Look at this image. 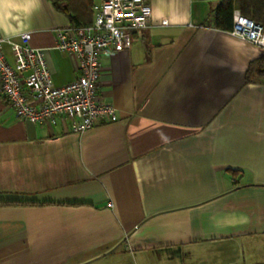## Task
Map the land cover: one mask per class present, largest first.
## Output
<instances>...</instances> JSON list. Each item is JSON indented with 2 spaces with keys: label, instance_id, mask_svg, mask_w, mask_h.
Wrapping results in <instances>:
<instances>
[{
  "label": "crops",
  "instance_id": "obj_1",
  "mask_svg": "<svg viewBox=\"0 0 264 264\" xmlns=\"http://www.w3.org/2000/svg\"><path fill=\"white\" fill-rule=\"evenodd\" d=\"M95 1L0 0V35L28 32L63 85L77 59L54 30ZM220 1L149 0L130 47L100 53L113 122L33 124L0 92V264H264V49L214 26Z\"/></svg>",
  "mask_w": 264,
  "mask_h": 264
},
{
  "label": "built area",
  "instance_id": "obj_2",
  "mask_svg": "<svg viewBox=\"0 0 264 264\" xmlns=\"http://www.w3.org/2000/svg\"><path fill=\"white\" fill-rule=\"evenodd\" d=\"M89 24H68L54 30V48L77 59L76 77L54 85L44 48L29 44L30 34L16 42L0 35V92L15 117L33 124L68 122L71 132L80 133L118 119L117 109L98 95L99 55L105 50L130 47L132 35L149 24V0H98L92 3ZM228 32L264 49V25L234 10ZM9 46L8 62L3 45Z\"/></svg>",
  "mask_w": 264,
  "mask_h": 264
},
{
  "label": "trees",
  "instance_id": "obj_3",
  "mask_svg": "<svg viewBox=\"0 0 264 264\" xmlns=\"http://www.w3.org/2000/svg\"><path fill=\"white\" fill-rule=\"evenodd\" d=\"M234 10H238L241 15L264 25L259 21L264 18V0H221L214 8V26L220 30H230L233 23ZM254 71L258 75L264 76V59L262 57L250 63L248 75Z\"/></svg>",
  "mask_w": 264,
  "mask_h": 264
},
{
  "label": "rangeland",
  "instance_id": "obj_4",
  "mask_svg": "<svg viewBox=\"0 0 264 264\" xmlns=\"http://www.w3.org/2000/svg\"><path fill=\"white\" fill-rule=\"evenodd\" d=\"M259 21H260L261 23H263V24H264V18H263L262 20H259ZM244 255H245V257H247V258H248L249 256H251V257H252L254 254L250 253V254H249V256H248V254L245 252V254H244ZM250 259H251V258H250ZM252 260H253V259H252Z\"/></svg>",
  "mask_w": 264,
  "mask_h": 264
}]
</instances>
